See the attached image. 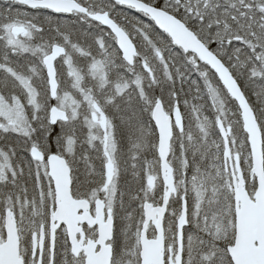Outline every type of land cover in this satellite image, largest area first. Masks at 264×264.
<instances>
[{
	"label": "snow or ice",
	"instance_id": "6c2138e0",
	"mask_svg": "<svg viewBox=\"0 0 264 264\" xmlns=\"http://www.w3.org/2000/svg\"><path fill=\"white\" fill-rule=\"evenodd\" d=\"M0 264H264V0H0Z\"/></svg>",
	"mask_w": 264,
	"mask_h": 264
}]
</instances>
